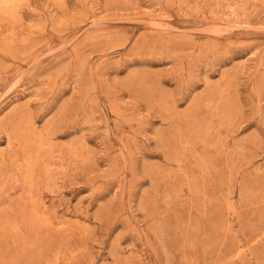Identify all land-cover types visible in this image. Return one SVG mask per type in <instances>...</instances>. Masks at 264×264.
<instances>
[{"label":"rangeland","instance_id":"obj_1","mask_svg":"<svg viewBox=\"0 0 264 264\" xmlns=\"http://www.w3.org/2000/svg\"><path fill=\"white\" fill-rule=\"evenodd\" d=\"M0 264H264V0H0Z\"/></svg>","mask_w":264,"mask_h":264},{"label":"bare ground","instance_id":"obj_2","mask_svg":"<svg viewBox=\"0 0 264 264\" xmlns=\"http://www.w3.org/2000/svg\"><path fill=\"white\" fill-rule=\"evenodd\" d=\"M13 1V0H12ZM4 160V159H3ZM29 167V166H28Z\"/></svg>","mask_w":264,"mask_h":264}]
</instances>
